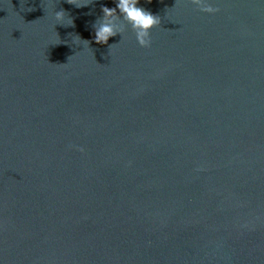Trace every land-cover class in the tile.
<instances>
[{
	"label": "water",
	"instance_id": "obj_1",
	"mask_svg": "<svg viewBox=\"0 0 264 264\" xmlns=\"http://www.w3.org/2000/svg\"><path fill=\"white\" fill-rule=\"evenodd\" d=\"M209 3L0 0V264H264V0Z\"/></svg>",
	"mask_w": 264,
	"mask_h": 264
},
{
	"label": "clouds",
	"instance_id": "obj_2",
	"mask_svg": "<svg viewBox=\"0 0 264 264\" xmlns=\"http://www.w3.org/2000/svg\"><path fill=\"white\" fill-rule=\"evenodd\" d=\"M91 0H68V3L74 4L76 7L86 6ZM115 7L102 6V16L98 17L93 23L94 30L93 42L96 44L108 45L110 37L116 36L118 33L123 38L126 26L130 27L135 34V39L140 47L147 48L151 45L150 31L161 23L159 15L145 10L139 6V0H114ZM201 12L213 14L219 11L218 8L212 7L209 0H191ZM55 20L57 24L65 26L73 25V20L67 16L63 10L55 12ZM73 43L89 47V40H82L78 35L73 37ZM110 48L111 45H108ZM79 151H83L80 148Z\"/></svg>",
	"mask_w": 264,
	"mask_h": 264
}]
</instances>
